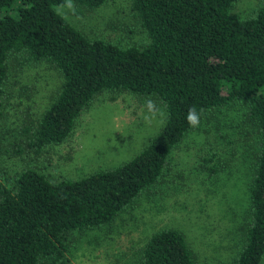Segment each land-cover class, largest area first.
Here are the masks:
<instances>
[{
    "label": "trees",
    "instance_id": "trees-1",
    "mask_svg": "<svg viewBox=\"0 0 264 264\" xmlns=\"http://www.w3.org/2000/svg\"><path fill=\"white\" fill-rule=\"evenodd\" d=\"M67 1L94 9L107 0H0V93L10 59L19 68L48 63L62 77L54 100L23 128L26 149L38 155L66 141L102 92L155 98L165 121L138 154L117 166L78 179L51 180L33 168L12 182L0 179V264H69L72 233L111 223L158 184L174 149L198 128L187 123L189 109L201 122L229 104L244 107L241 120L254 132L257 151L240 245L228 264H263L264 2L239 17L232 14L239 0H129L148 39L122 46L71 25L55 10ZM221 164L210 152L201 170L214 176ZM135 264L198 262L185 234L165 227L149 235Z\"/></svg>",
    "mask_w": 264,
    "mask_h": 264
},
{
    "label": "rangeland",
    "instance_id": "rangeland-1",
    "mask_svg": "<svg viewBox=\"0 0 264 264\" xmlns=\"http://www.w3.org/2000/svg\"><path fill=\"white\" fill-rule=\"evenodd\" d=\"M263 2L239 0L232 14L246 17ZM55 10L92 39L122 46L148 39L129 0H107L94 9L67 1ZM8 66L0 93V179L12 182L26 168L51 180L82 178L130 160L164 124L165 111L155 98L102 92L76 118L66 141L35 155L26 149L22 130L54 100L62 77L45 62L19 68L10 59ZM148 99L157 106L154 115L145 107ZM243 111L242 105L229 104L205 113L198 128L174 149L155 187L111 223L70 235L69 264H135L149 235L165 227L185 234L198 264H228L240 245L257 151L254 132L241 120ZM210 152L223 166L214 176L201 170L202 158Z\"/></svg>",
    "mask_w": 264,
    "mask_h": 264
},
{
    "label": "clouds",
    "instance_id": "clouds-1",
    "mask_svg": "<svg viewBox=\"0 0 264 264\" xmlns=\"http://www.w3.org/2000/svg\"><path fill=\"white\" fill-rule=\"evenodd\" d=\"M145 107L149 113H152L153 115L155 114L157 106L154 104L152 99H148L146 101ZM145 119L147 120L148 117H145ZM186 120L190 127L196 128L200 123V114L196 112L195 108H191L187 113Z\"/></svg>",
    "mask_w": 264,
    "mask_h": 264
}]
</instances>
